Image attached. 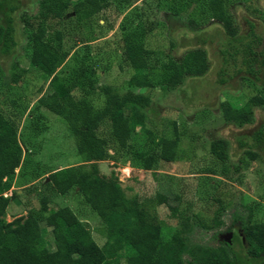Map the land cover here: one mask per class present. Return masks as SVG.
Masks as SVG:
<instances>
[{"label": "trees", "instance_id": "trees-1", "mask_svg": "<svg viewBox=\"0 0 264 264\" xmlns=\"http://www.w3.org/2000/svg\"><path fill=\"white\" fill-rule=\"evenodd\" d=\"M35 1L37 12L30 18H21L29 32V70L13 62L6 77L0 63V78L5 77L7 86L16 85L30 71L45 82L47 87L43 92V87L39 89L35 109L42 108L63 120L82 164L49 172L48 182L41 184L44 191L39 195L38 208H30L25 216L7 222L10 202L19 199L11 189L15 170L21 165L23 147L18 141V125L4 115L0 104V264H122V255L124 264H183L180 232L174 231L165 239L164 222L156 212L159 206H166L169 218L185 228L191 217L185 214L188 209H180L179 195L173 198L159 192L152 196L128 195L114 172L103 174L99 163L112 158L122 163H138L142 170L149 171L164 159L165 153H170L173 161L178 159L181 138L176 130L173 138H152L148 149L134 151L131 142L136 136V126L145 122L141 110L152 104L149 90H177L188 78L204 76L210 68L206 50L190 49L177 59L169 54L162 57L161 52L147 48L146 37L152 28L147 26L143 13L135 10L118 27L124 61L133 73L128 84L137 92L128 91L121 96L108 86L97 87L90 43L96 40L94 25L101 28L95 18L106 12L118 16L128 6V0ZM228 4V0H157L155 10L164 8L174 17L187 12L188 26L184 29L190 32H196L198 20L204 18L225 30L228 44L220 51L223 66L219 82H225V66L232 61L237 67L235 73L244 71L252 77L249 79L256 90L240 106L222 104L226 122L243 129L254 124L255 109L264 106V36L255 33L253 24L246 36L239 35L234 30ZM19 6V0H0V56L15 55L18 46L15 15ZM68 25L83 27L88 32L84 45L72 53L64 48V27ZM7 86L4 89L9 92ZM97 90L104 96L100 108L92 102ZM104 122L109 125L105 134L101 132ZM236 140L248 160L264 162V124L251 134H240ZM211 152L222 165V175H227L230 168L235 172L240 169L237 163H230L227 140H215ZM199 181L203 199L211 191L207 187L217 180L203 177ZM72 190L98 216L102 225L99 233L105 239L102 246L70 207H49L51 193L66 195ZM9 191L11 196L6 197ZM247 210L245 216L243 213L233 216L227 230L232 233L230 243L221 240L215 248L194 247L185 264H264V222H251L255 209ZM42 224L50 229L55 250L44 245ZM236 244L242 256L234 250Z\"/></svg>", "mask_w": 264, "mask_h": 264}, {"label": "rangeland", "instance_id": "rangeland-1", "mask_svg": "<svg viewBox=\"0 0 264 264\" xmlns=\"http://www.w3.org/2000/svg\"><path fill=\"white\" fill-rule=\"evenodd\" d=\"M19 2V10L15 15L18 41L15 55L0 56L6 77L9 76L13 62L18 63L21 69L29 70V32L23 27L21 18L33 16L38 5L35 0ZM128 2V6L118 16L106 12L95 18L101 28L94 25L96 40L90 46L96 66L98 88L108 86L121 96L128 91L137 92L128 84L133 73L124 61L118 27L126 15L130 17L136 11L143 13L147 26L152 28L146 37L147 48L161 52L162 57L169 54L176 59L187 50L204 48L210 60V68L204 76L188 78L177 90H149L152 104L149 109L141 110L145 122L136 126V136L131 142L134 151L148 149L152 138H173L176 130L181 138L177 160H171L170 153H165L164 159L149 171L142 170L138 163H122L112 158L99 163L103 174L114 172L128 195L152 196L158 192L170 198L179 195L180 209H188L185 214L191 217L185 228L177 220L169 218L166 206H159L156 212L164 222L162 233L165 239L171 237L174 231L180 232L184 244L180 257L185 264V260L190 258L188 253L192 248L219 246L221 240L230 233L227 230L235 214L243 213L245 216L248 214L247 209H255L251 222H264V162L260 159L248 160L236 140L240 134H251L256 127L264 124V106L255 109L253 125L238 129L226 122L222 104L227 102L233 107L240 106L245 99L255 95L256 90L250 76L244 71L235 73L237 67L232 61L225 66V82H219V71L223 66L220 51L228 44L227 33L220 24L204 18L198 20V26L195 27L197 31L190 32L184 29L188 26L187 12L174 17L164 8L156 11L157 0ZM228 2L227 10L233 18L234 30L239 35L246 36L250 24H253L255 33L264 36V0ZM64 28V48L72 53L84 45L88 32L83 27L74 25ZM239 61L240 59L238 63ZM67 65L68 63L64 68ZM4 79L5 77L0 78L1 110L18 125V141L23 147L21 165L15 170L11 189L17 192L19 199L10 202L5 218L7 222H11L17 217L25 216L28 209L38 208L39 195L44 191L41 184L48 182L49 172L82 163L76 153L74 139L63 120L42 108L35 109L40 97L39 89L43 87V92L47 87L45 82L30 71L16 85L7 86ZM6 86L9 92L4 89ZM92 102L96 108L103 106L104 96L101 92L95 93ZM108 131L109 125L104 122L101 132L105 134ZM218 139L229 142L230 163L239 165L237 172L230 168L227 175H222V165L214 159L211 152V144ZM109 154L112 156L113 152L109 151ZM241 158L244 162L238 164ZM207 169H214L215 173H208ZM203 177L213 178L217 182L210 183L207 187L211 190L208 197L201 199L203 195L199 193V180ZM5 196L10 197L11 191L5 193ZM49 198L50 208L70 207L79 220L87 224L96 243L99 246L104 244L105 239L99 233L102 225L98 216L89 209L76 191L72 190L66 195L51 193ZM41 228L44 245L51 251L55 250L50 229L43 224ZM234 250L243 255L238 244L234 246ZM124 259L125 256L122 255V264Z\"/></svg>", "mask_w": 264, "mask_h": 264}, {"label": "water", "instance_id": "water-1", "mask_svg": "<svg viewBox=\"0 0 264 264\" xmlns=\"http://www.w3.org/2000/svg\"><path fill=\"white\" fill-rule=\"evenodd\" d=\"M47 180H48V179H47ZM231 238H232V233H228V234L223 238V240H225L227 243H230Z\"/></svg>", "mask_w": 264, "mask_h": 264}]
</instances>
